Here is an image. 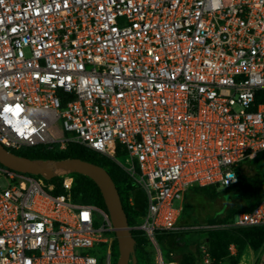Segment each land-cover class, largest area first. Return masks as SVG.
Masks as SVG:
<instances>
[{"label": "built area", "instance_id": "built-area-1", "mask_svg": "<svg viewBox=\"0 0 264 264\" xmlns=\"http://www.w3.org/2000/svg\"><path fill=\"white\" fill-rule=\"evenodd\" d=\"M68 144L134 180L146 211L130 228L175 264L156 237L180 230L186 191L234 185L264 152V0H0V145ZM69 174L55 195L0 166V264H112L108 213L75 203ZM206 227H264V197Z\"/></svg>", "mask_w": 264, "mask_h": 264}, {"label": "trees", "instance_id": "trees-1", "mask_svg": "<svg viewBox=\"0 0 264 264\" xmlns=\"http://www.w3.org/2000/svg\"><path fill=\"white\" fill-rule=\"evenodd\" d=\"M55 148H47L48 154L44 159L34 158L33 161H57L66 159L85 160L82 151H90L78 144H68L63 150H59V146ZM55 152L60 154H54ZM91 155H98L92 151ZM100 156V155H98ZM104 158V157H103ZM105 159V158H104ZM106 161L108 159H105ZM114 167H109L106 172L111 177L122 203V208L126 214L128 226H132L134 217H141L146 211V198L142 189L132 180L127 173L114 162L108 160ZM78 175V174H77ZM81 178H75V183L71 189L72 199L76 203L91 204L94 202L105 209V204L98 187L87 177L79 175ZM54 186L53 194H62L61 180L54 177L51 182ZM219 189L213 186L189 188L184 196L183 209L179 221L184 218L187 223L193 221L197 199L207 200L210 204L216 200H221L223 209L220 214L208 220L206 225L224 224L233 220L240 212L251 210L264 197V152L257 155L252 160H246L239 164L237 168V182L217 192ZM141 192L142 194H139ZM81 194L84 201L77 202V195ZM133 200L132 204L128 203V198ZM140 223V222H139ZM187 225L190 227L191 225ZM134 226V225H133ZM132 226V227H133ZM139 231L131 230V234L137 242L138 248L141 244L138 242V237L135 233ZM197 233V239L188 238L187 235ZM113 234V233H112ZM114 235V234H113ZM139 235L140 232H139ZM158 237L160 240H158ZM115 239V238H114ZM157 242L160 249L166 253H172L171 260L175 264H199L200 255L198 247L201 242L206 243L210 256L213 260L212 264H220L226 257L230 256V245H236V256L232 260V264H237L242 250L247 244L263 243L264 242V227L238 228L231 230H210V231H177L172 233H162L157 235ZM116 243V241H115ZM116 247L111 248V257L114 263L118 257L117 243ZM138 248H134L137 251ZM144 255L149 254L146 248H143ZM141 252L138 250L135 254L136 264H139ZM149 256V255H148ZM232 256V255H231ZM149 259V257H148ZM130 264V263H129Z\"/></svg>", "mask_w": 264, "mask_h": 264}, {"label": "water", "instance_id": "water-1", "mask_svg": "<svg viewBox=\"0 0 264 264\" xmlns=\"http://www.w3.org/2000/svg\"><path fill=\"white\" fill-rule=\"evenodd\" d=\"M0 164L10 170L38 175L43 178H54L57 170L76 173L89 178L99 189L104 201L113 232L117 240L118 258L115 264H136L134 251L135 239L128 226L126 214L122 208L119 193L105 169L80 159L59 161H32L10 153L0 145Z\"/></svg>", "mask_w": 264, "mask_h": 264}, {"label": "rangeland", "instance_id": "rangeland-1", "mask_svg": "<svg viewBox=\"0 0 264 264\" xmlns=\"http://www.w3.org/2000/svg\"><path fill=\"white\" fill-rule=\"evenodd\" d=\"M58 125L60 126V123ZM80 151L82 152L83 156L85 157L84 159L87 160L86 162H89L91 164L102 167L105 170H109V167H111V168L114 167L109 163L108 160L106 161L102 156L96 155V157H95V156L91 155L90 151H86V150L82 151V149H80ZM10 153H13L14 155H16L20 158H26V159L33 161L34 158L44 159L51 152L47 151L46 146L38 145V146H35L32 148H23V149L18 150V151H10ZM54 154H60V153L55 152ZM119 157H120V158H118L119 162H121V164H126L125 163V156L122 157L121 155H119ZM57 161H59V160H57ZM40 162H43V161H40ZM0 166H2V165L0 164ZM2 167H4V166H2ZM4 168H6V167H4ZM55 173H56L55 177H58L59 180H61L60 176L65 174L66 172L64 170H57ZM69 175L73 178L74 184L77 183L75 178H78V179L81 178L79 176V174L77 175L76 173H73V172L70 173ZM44 179H45V182H47L48 184H51L50 182L53 178L48 179V178L44 177ZM221 191H223V189H219L217 192H221ZM139 194H142V193L139 192ZM76 197L78 198L77 202H81V201L85 200V198H82L81 194L77 195ZM196 204L197 205L195 207L194 217H193V221L191 222V224L187 223L185 221L186 219H184V218H182L177 223V227L180 229L179 232L180 231L190 232V231L219 230L217 228L212 229V228L206 227V226H209V225H206V223L208 222V220L212 219L213 217L217 216L218 214H220L222 212V209H223L222 201L216 200L214 203L210 204L207 200L197 199ZM91 205H93L96 208L107 213L106 208L105 209L100 208V206L94 202H91ZM139 222H140V217L135 216L134 220L132 221V226L133 225H134L133 227L137 226L139 224ZM189 224L191 226L187 227V225H189ZM132 226H130V227L132 228ZM134 231H137V230H134ZM112 233L109 234V237L111 238V248L116 247L115 244L117 243L115 234L113 233L114 234L113 235ZM135 235L139 236L138 242H139V244H141V247L138 248L137 242L135 241L134 248H138L137 251L139 250L141 252V254L144 255V252H143L144 249L143 248L145 247L147 249L146 251L149 253L148 254L149 256L147 255V253H146V256L140 255L139 264H152V250L150 248V245L141 235H139V232H136ZM187 237L191 238V239H197L198 234L197 233H191V234H188ZM156 239H157V237H156ZM158 240H160L159 237H158ZM115 241H116V243H115ZM103 248L104 247L99 248V253H102V251L104 250ZM233 248H234L233 249L234 255H232V256L230 255V256L226 257L223 261H221L220 264H232V260L236 256V245L235 244H233ZM262 248H264V242L262 244L261 243L247 244L244 247V249L242 250L240 257L237 260V264H253V262L255 261L259 251ZM137 251L134 250L131 257L134 256ZM163 254H164L165 260L167 261V258L165 256L166 252H164ZM148 257H149V259H148ZM135 258H136V256H135ZM136 261H137V259H136ZM99 264H104V263L100 262ZM112 264H115L114 259L112 260ZM130 264H131V262H130Z\"/></svg>", "mask_w": 264, "mask_h": 264}]
</instances>
